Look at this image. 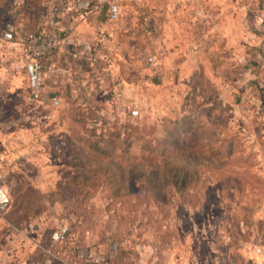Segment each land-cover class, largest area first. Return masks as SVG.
<instances>
[{
	"label": "rangeland",
	"instance_id": "obj_1",
	"mask_svg": "<svg viewBox=\"0 0 264 264\" xmlns=\"http://www.w3.org/2000/svg\"><path fill=\"white\" fill-rule=\"evenodd\" d=\"M40 4L43 14L46 2ZM124 7L108 28L109 34L112 26L119 30V44L109 37L105 50L92 46L69 53L67 102L5 113L22 125L5 137L7 148L2 150L14 153V161H0L2 185L10 204H16L14 216L45 218L50 227L67 224V236L51 250L57 257L75 259L74 239V244L103 256L114 255L117 244L119 264H165L173 244L185 252L198 241L200 248L211 241L219 249L230 231L244 234L241 220L248 221L264 205L244 200H258L264 178L257 176L256 149L242 140L241 130H224L218 117L217 128L200 127L202 104L184 97L170 72L165 76L162 51L143 36V3L134 6V17ZM85 106L95 108L92 126L133 123L134 130L123 139L88 130L91 140L99 135L107 147L106 153L93 150L72 139L81 134L73 121H80L76 112ZM69 137L74 144L70 161H78L77 166L67 163V151L62 153ZM213 138L223 145L212 144ZM218 147L229 161L224 162L223 153L213 154ZM182 163L193 173L184 192L162 181L171 166ZM48 243L43 240L42 246Z\"/></svg>",
	"mask_w": 264,
	"mask_h": 264
},
{
	"label": "crops",
	"instance_id": "obj_2",
	"mask_svg": "<svg viewBox=\"0 0 264 264\" xmlns=\"http://www.w3.org/2000/svg\"><path fill=\"white\" fill-rule=\"evenodd\" d=\"M5 1L10 3L0 11V161L7 162L14 161V153L2 150L8 142L5 137L22 124L20 119L5 113L19 114L26 107L33 111L38 104L29 105L26 101L28 57L21 40L36 25L34 10H22V0H0V8ZM77 1L43 0L46 10L40 15L39 24L56 28L61 39L47 62L51 69L43 72V103L47 106L62 103L59 87L67 83L69 53H80L81 49L86 52L92 46L105 50L109 37L112 43L119 44V30L112 26L111 33L108 32L107 9L113 0H89L98 4L92 12L78 8ZM138 2L144 8L143 36L162 51L165 76L170 72L183 96L202 104L198 110L205 113L209 124L217 127L214 117H218L224 130L234 128L243 132L242 140L256 149V170L264 178V52L260 50L258 28L264 20V0H118V17L123 6L127 16L134 17ZM8 26L15 31L11 39L4 37ZM244 202L264 204V193L257 201ZM15 207L16 204H10L0 216V264H41L44 257L39 246L43 240L50 242V221L32 216L19 218L13 215ZM262 216L264 205L257 206L248 221L241 220L244 234L235 235L232 230L229 237L222 236L223 247L219 249L211 241L201 248L198 241L185 252L174 249L173 244L164 263L264 264Z\"/></svg>",
	"mask_w": 264,
	"mask_h": 264
},
{
	"label": "built area",
	"instance_id": "obj_3",
	"mask_svg": "<svg viewBox=\"0 0 264 264\" xmlns=\"http://www.w3.org/2000/svg\"><path fill=\"white\" fill-rule=\"evenodd\" d=\"M118 0H113L108 4L107 19L109 21H115L119 15ZM78 8L92 12L98 8V4H92L89 0H78L76 2ZM259 31L261 33L260 50L264 52V20L259 23ZM15 34L14 29L11 26L6 28L4 37L6 39L13 38ZM22 42L24 51L27 54L28 60L25 63V72L27 79V93L26 101L29 105H40L44 102V76L45 70L51 69L50 65L43 62V59L48 58L56 51L60 45L61 39L59 32L56 28H51L46 33L37 35L32 32H27L22 36ZM147 60L150 64L154 62L152 56H148ZM132 114H136V111H132ZM10 204V196L2 185V174L0 172V216L5 212ZM67 224H60L53 228L50 233V242L48 246H42L40 248L45 256L44 264H50L57 262L58 264H81V260L86 259L88 264H103L105 256L102 254L94 253L86 248L77 249L73 254L75 259L68 261L65 258L57 257L51 252L57 245L62 243L67 235ZM255 250H259L255 247Z\"/></svg>",
	"mask_w": 264,
	"mask_h": 264
},
{
	"label": "trees",
	"instance_id": "obj_4",
	"mask_svg": "<svg viewBox=\"0 0 264 264\" xmlns=\"http://www.w3.org/2000/svg\"><path fill=\"white\" fill-rule=\"evenodd\" d=\"M41 0H22V2L20 3V8L22 10H30V9H33L34 10V14H35V18H34V21H35V27L32 31V33H35L37 35H40V34H43V33H46L49 28H45L42 24H39V19H40V15H42L41 11H40V8H41V4H40ZM10 1H5V4H3V6L0 8V11H3L4 9H6V4H9ZM39 24V25H38ZM45 30V31H44ZM55 52V51H54ZM54 52L52 53V55L54 54ZM52 55L48 58H45L43 59V62L45 64H47V62L50 60V58L52 57ZM63 91V92H62ZM59 94L61 96V98L64 100V102L66 101L67 102V83L66 84H61L60 87H59ZM75 110H70V112L74 111L73 113H75ZM76 116L77 117H80V121H73V123L76 125H79V132L81 131V134H77L76 136L73 134L72 136V139L73 140H78V141H83L87 147L93 149V150H96L98 152H101V153H106L107 152V147L104 148V145H103V141L101 140V138H98L99 135H102L104 136V134H113L115 137L119 138V139H123L121 138L122 136H125L134 130V124L133 123H124V124H120L118 126H114V127H105V126H92L94 125V118H95V108L92 107V106H85V108L83 110H78V112H76ZM203 120L202 122V125H200V127L202 128H206V129H209V130H212V129H215L217 127H215V124L212 125V124H209L207 122V120L204 118V119H201ZM98 128L101 129L100 132H98ZM88 130H92L91 131V134L94 133V132H97L99 135L97 136V138H95V140H91L87 134V131ZM211 131H209L210 133ZM208 133V134H209ZM71 139V137H69L67 139V141L64 143L63 147H62V153H65L67 151V163L70 164V165H73V166H77L78 165V161L75 162V161H70L71 159V156L73 155L74 156V152H73V140ZM212 144H218V145H223V142L222 140H219L218 138H213V142H211ZM206 144L208 145H212L210 144L209 142H207ZM219 151V147L218 149H214V152L213 154L214 155H220V153H223L220 151V153L218 152ZM229 155L227 154V152L225 151V154L223 153V157L222 159L224 160V162H226V160L228 159L229 161ZM78 157V156H76ZM171 170H170V173L168 176H164L162 175V181H168L170 184H176V188L180 191V192H184L187 187H189V184L190 182L192 181V176H193V173H190L189 172V168L186 164H180V166L178 164H174L173 166L170 167ZM223 169H226L225 167H220V169L218 170H223ZM171 175V177H170ZM258 176V175H257ZM258 178L260 179L261 177L258 176ZM224 189H226L224 187ZM57 227V226H56ZM52 229L55 228V227H51ZM67 236V235H66ZM73 243H71L73 246H72V253H74L77 249H80V248H84V246H79V245H76L74 244V239L71 240ZM113 243H116V242H113ZM121 256V250L120 248L117 247V244H116V251L114 253V255H106L105 256V261L103 264H119V257Z\"/></svg>",
	"mask_w": 264,
	"mask_h": 264
}]
</instances>
